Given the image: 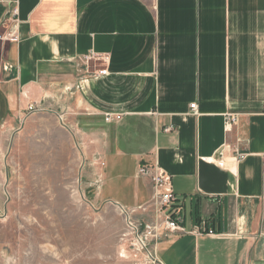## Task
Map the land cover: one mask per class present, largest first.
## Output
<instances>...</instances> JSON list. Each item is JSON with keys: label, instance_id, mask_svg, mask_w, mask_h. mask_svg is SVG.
Wrapping results in <instances>:
<instances>
[{"label": "crops", "instance_id": "crops-1", "mask_svg": "<svg viewBox=\"0 0 264 264\" xmlns=\"http://www.w3.org/2000/svg\"><path fill=\"white\" fill-rule=\"evenodd\" d=\"M40 113L119 208L155 214L139 168L171 176L184 232L163 231L159 264H264V0H0V144Z\"/></svg>", "mask_w": 264, "mask_h": 264}, {"label": "rangeland", "instance_id": "rangeland-1", "mask_svg": "<svg viewBox=\"0 0 264 264\" xmlns=\"http://www.w3.org/2000/svg\"><path fill=\"white\" fill-rule=\"evenodd\" d=\"M65 124L30 116L0 144V264H159L134 228L157 216L129 217L104 200L90 153Z\"/></svg>", "mask_w": 264, "mask_h": 264}, {"label": "built area", "instance_id": "built-area-1", "mask_svg": "<svg viewBox=\"0 0 264 264\" xmlns=\"http://www.w3.org/2000/svg\"><path fill=\"white\" fill-rule=\"evenodd\" d=\"M13 40H17V37H13ZM105 60L101 56H96V54H91L85 57L86 62ZM90 76H105L107 75V70H88ZM30 111H34V107L30 106ZM191 111L197 114V104L191 105ZM112 116H107V121H110ZM238 122L237 116L228 115L225 118V131L230 132ZM245 156L239 155L236 160H242ZM224 151L220 152L215 158L216 164L220 168H225L226 163L224 159ZM139 173L141 175L150 176L153 181V191H154V204H155V216L157 219L151 223H146L142 226L139 224L135 226V232H139L143 229L141 236V244L143 245V250L147 249V245L154 242V253L156 262L158 260L156 256V244L162 238L163 231L165 232H184L183 216L181 211L182 199H180L172 190L171 176L161 170L157 165L154 166H142L139 168ZM122 212H126V215L131 217L134 215V211H128L123 207H120ZM145 210H143L144 212ZM202 234L203 232H197ZM212 234V232H209Z\"/></svg>", "mask_w": 264, "mask_h": 264}]
</instances>
